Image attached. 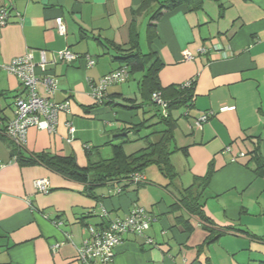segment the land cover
Returning <instances> with one entry per match:
<instances>
[{
	"label": "crops",
	"instance_id": "crops-1",
	"mask_svg": "<svg viewBox=\"0 0 264 264\" xmlns=\"http://www.w3.org/2000/svg\"><path fill=\"white\" fill-rule=\"evenodd\" d=\"M142 1L0 0V8L9 17L0 28V65L29 52L37 63L44 51L47 68L57 82L49 100L71 102L70 113L59 115L54 133L34 127L27 130L23 156H73L79 167H86V151L96 163L103 160L102 155L111 158L107 148L112 144L136 137L130 129L141 122L139 112L151 110L140 91L144 73L136 80L138 94L117 89L121 84L108 87L110 104L105 106L94 104L90 85L121 66L105 45L132 46L130 26L137 30L138 19L144 15L132 18L131 11ZM222 6L221 16L218 4L209 0L198 11L182 6L165 13L150 47L145 34V53H155L162 64L161 87L194 81L192 107L180 115L186 132L181 146H176L186 147L187 157L180 151L171 156L178 176L170 188L167 181L148 183L142 175L141 187L129 185L120 194L117 191L125 187L124 181L101 186L107 191L98 187L95 195L100 200L95 202L80 183L43 166L12 161L13 149L3 130L14 117L15 98L24 92L20 81L0 68V264H78L75 246L86 239L87 226L106 225L136 207L154 221L143 237H124L112 264L264 262V178L250 164L256 141L264 160V0H223ZM56 18L64 22L63 35L56 31ZM138 35L140 47L139 31ZM66 48L79 56L70 64L57 56ZM185 52L191 60L183 59ZM85 55L95 60L92 68L86 66ZM38 93L45 96L41 85ZM206 112L212 116L196 128V119ZM153 116L145 115L146 126H151ZM67 123L74 128L71 137ZM210 163L214 173L203 197V210L218 227L232 231L198 257L197 248L207 233L185 210L173 205L180 190L203 177ZM38 180L48 182V194L36 191ZM146 238L152 243H146ZM58 243L52 252L51 246Z\"/></svg>",
	"mask_w": 264,
	"mask_h": 264
},
{
	"label": "trees",
	"instance_id": "trees-1",
	"mask_svg": "<svg viewBox=\"0 0 264 264\" xmlns=\"http://www.w3.org/2000/svg\"><path fill=\"white\" fill-rule=\"evenodd\" d=\"M204 1L206 0H143L136 9L131 11V17L136 18L150 14L145 30L147 46L150 47L152 41L157 37V25L165 13L172 12L182 6L189 12L198 11L202 8ZM209 1L218 4L219 15L221 16L223 13V0ZM130 34L132 40L130 48L122 49L111 44H106L105 47L114 51V62L119 63L120 67L127 68L128 79L134 74L144 73L140 84L141 96L145 97L143 102L150 103V105L154 104L155 102L152 101L151 97L155 93L158 94L165 106L162 107L155 104L160 106L165 113L164 115L155 114L153 118H157L156 125L162 124L163 129L139 137L138 135L142 129L152 126H146L145 123L148 120L141 121L138 125L132 127L130 131L137 137L134 141L140 140L144 142V148L127 155L123 150V145L132 141L127 140L122 141L120 144H112L111 158L103 159L96 163H92L89 159V152L86 151L88 161L86 167H79L73 156L62 157L43 153L26 157L22 155V150H18L10 143L13 149L12 159L15 157V163L20 166H43L65 179L80 183L84 186V193L95 202L100 200L95 195L96 189L112 182H126L125 187L120 189V193L129 185H135L136 188L141 187L145 180L144 182L133 183L130 181V177L134 174L142 175L143 170L150 165H155L158 171L169 179L170 184L172 183L173 178L177 177V175L171 162V156L180 151L187 157V148H177L174 144L173 134L177 127V120L172 117V113L179 109H191L194 97V81L189 86L171 85L165 88L161 87L158 73L162 68V64L155 53L151 51L148 53L141 52L138 43L139 35L133 24L130 26ZM109 104L110 101L106 93V102L102 106ZM259 145L258 141L253 143V150L250 153V164H252L255 174L264 178V160L261 156ZM213 173V165L210 163L203 177L194 178L190 186L180 190L178 199L173 205L185 210L207 233L204 242L197 248L198 257L202 254L204 248L215 243L226 232L232 231L230 228L218 227L205 215L203 210V197ZM103 225H100V227ZM238 232L256 238L245 231ZM260 264H264V262Z\"/></svg>",
	"mask_w": 264,
	"mask_h": 264
},
{
	"label": "built area",
	"instance_id": "built-area-1",
	"mask_svg": "<svg viewBox=\"0 0 264 264\" xmlns=\"http://www.w3.org/2000/svg\"><path fill=\"white\" fill-rule=\"evenodd\" d=\"M8 13L4 8H0V28L8 22ZM56 31L58 34L65 33V26L62 18L55 19ZM60 62L70 64L76 61L79 56L72 53L68 48L57 53ZM86 66L92 68L95 60L89 55H85ZM184 60H191V54L185 52ZM49 65L46 59V53L40 51V59L36 63L31 52L24 56L13 58L9 63L0 65V68L10 75L15 76L21 84L24 94L14 100V117L7 123L4 129V136L18 150H22L26 143V134L29 128L54 133L58 124L60 114L70 113V100L62 103H53L48 96L54 95L57 91V82L54 76L49 72ZM39 75H38V72ZM128 73L126 67H120L115 71L103 76L95 84L90 85L91 96L94 104L102 106L106 102V92L108 87L119 85L126 82ZM193 80L187 82L189 86ZM38 85H41L45 96L38 93ZM152 101L164 107V103L158 94L152 95ZM212 116L211 112H206L195 121V127L200 129ZM70 137L74 133L71 124H66ZM70 141V140H69ZM230 152V148H226ZM243 157V154H240ZM15 157L12 161L15 162ZM235 161V158L232 159ZM3 165H0V170ZM133 183L144 182L140 174H134L130 177ZM34 187L38 193L48 194V182L38 180L34 182ZM120 193V190L117 191ZM106 215V211L102 210ZM154 218L148 215L140 207L133 208L126 216L122 218L109 219L106 225L101 227L87 226V237L76 247V260L78 264H112L114 251L119 246L126 235L143 237L149 229ZM146 243L151 244V240L146 238ZM61 243L51 246V251L55 252Z\"/></svg>",
	"mask_w": 264,
	"mask_h": 264
},
{
	"label": "rangeland",
	"instance_id": "rangeland-1",
	"mask_svg": "<svg viewBox=\"0 0 264 264\" xmlns=\"http://www.w3.org/2000/svg\"><path fill=\"white\" fill-rule=\"evenodd\" d=\"M149 17H150V14L144 15L141 18H139L138 22H137V32L139 31V33H140V40H139L140 41V48L143 51V53L146 52L145 30H146V26L148 24V18ZM140 75H141L140 73L134 74L127 82L121 84L120 86L118 85L119 87H117V89L122 88L124 92L131 93V95H133L132 93L138 94V89L136 87V80L140 77ZM150 108H151V110H148L149 112L147 114H142V111L139 112V118L141 121L147 119V117L145 118V115H148L151 117L155 114L164 115V113H165L164 110L160 106H157L156 104H152ZM183 112H184L183 109H179L178 111H175L173 113V117L177 118V127L174 131V134H173L174 135V144L177 147L181 146V139H182L184 133L186 132L185 128H184V125H185L184 118L182 116H180V115H182ZM152 119H153V122L151 124L152 126L150 128L142 129L138 135L139 137H143L145 135H148L149 133L157 132V131H160L163 129L162 124L156 125L157 118L154 117ZM135 139H136V137L135 138L129 137L130 141H133ZM144 146H145L144 142L139 140V141L130 142L128 144H124L123 150H124L125 154L129 155V154L135 153L136 151L143 148ZM108 151L110 152V155H112L111 148H107V152ZM102 158L107 159L105 155H102ZM175 159H176V157H174V160ZM142 175L148 179L147 180L148 183H150V181L156 182V179L167 181V183H168L167 187H169V188L172 187L173 184L177 180V177L173 178L172 183L170 184L169 179L165 176L163 177V175L158 171V169L155 165H150V166L146 167L143 170ZM148 188H150V187H148ZM100 190L107 191V189L106 188L104 189L103 187H101Z\"/></svg>",
	"mask_w": 264,
	"mask_h": 264
}]
</instances>
